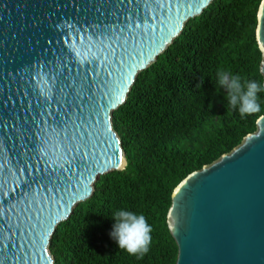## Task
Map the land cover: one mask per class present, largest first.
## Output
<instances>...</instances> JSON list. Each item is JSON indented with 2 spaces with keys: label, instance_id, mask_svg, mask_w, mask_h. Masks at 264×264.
<instances>
[{
  "label": "water",
  "instance_id": "95a60500",
  "mask_svg": "<svg viewBox=\"0 0 264 264\" xmlns=\"http://www.w3.org/2000/svg\"><path fill=\"white\" fill-rule=\"evenodd\" d=\"M213 0H0V264L48 245L93 182L126 164L111 112ZM255 39L264 83V0ZM174 264H264V112L173 189Z\"/></svg>",
  "mask_w": 264,
  "mask_h": 264
},
{
  "label": "trees",
  "instance_id": "16d2710c",
  "mask_svg": "<svg viewBox=\"0 0 264 264\" xmlns=\"http://www.w3.org/2000/svg\"><path fill=\"white\" fill-rule=\"evenodd\" d=\"M261 0H213L190 19L152 64L137 73L125 101L111 112L126 164L92 184L52 234L53 264H174L177 247L167 226L174 187L255 130L264 112L241 118L228 109L224 89L213 90L215 73L239 74L262 83L255 39ZM126 209L144 215L152 244L143 259L118 249L108 233L111 214Z\"/></svg>",
  "mask_w": 264,
  "mask_h": 264
},
{
  "label": "clouds",
  "instance_id": "9594fccd",
  "mask_svg": "<svg viewBox=\"0 0 264 264\" xmlns=\"http://www.w3.org/2000/svg\"><path fill=\"white\" fill-rule=\"evenodd\" d=\"M213 90H225L223 95L228 109L238 112L241 118L261 111L259 93H264V83L243 79L234 74L227 79L222 70L215 73ZM113 221L108 233L118 249L125 251L129 256L143 259L148 254L152 244V226L144 215L126 209H117L112 212Z\"/></svg>",
  "mask_w": 264,
  "mask_h": 264
}]
</instances>
